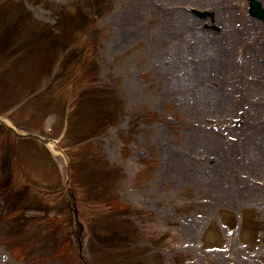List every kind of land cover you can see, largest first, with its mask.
<instances>
[{
  "label": "rangeland",
  "instance_id": "1",
  "mask_svg": "<svg viewBox=\"0 0 264 264\" xmlns=\"http://www.w3.org/2000/svg\"><path fill=\"white\" fill-rule=\"evenodd\" d=\"M224 1L235 7L232 30L241 34L244 23L254 21L247 0ZM179 5L214 11L196 0H0V16L5 15L0 24V112L23 132L41 128L50 112L43 133L60 139L68 120L64 142L76 155L79 151L85 166L76 171L74 184L82 219L92 225L95 240L82 234V241L94 264H234L232 254L241 259L236 264H264V190L257 183L264 182V168L258 165L264 164L258 158L261 138L246 150L227 148L252 135L258 109L264 113V69L252 64L246 75L259 88L255 96L241 91L235 79L243 50L232 49L230 56L239 68L222 60L218 52L229 47L230 35L211 17L198 19L196 25L216 39L206 38L211 62L225 66L208 72L216 92L203 94L198 86L179 92L177 79L188 68L175 62L174 54L186 42L169 36L184 10ZM205 24L213 26L207 30ZM259 27L252 38L245 37L251 48L264 39L261 20ZM28 32L37 49L28 45ZM190 39L186 62L197 64V39ZM89 78L107 84L91 89L90 98L74 93ZM148 111L153 117L145 116ZM84 138L89 145L77 149L75 142ZM59 141L58 156L46 150L21 153L24 148L15 151L16 139L0 126V167L9 166L0 168V182L10 174L16 177L10 194L25 189L32 195L30 204L50 205L49 217L69 200L62 191L69 159ZM23 183L28 185L22 188ZM0 211L15 216L12 203ZM42 215L25 209L10 226L0 221V264H37L51 255L53 241L24 248L15 234L4 239L21 227L25 238L40 237L39 227L50 225L38 218ZM228 230L234 233L231 244ZM53 253L43 264H83L75 242L66 245L63 256Z\"/></svg>",
  "mask_w": 264,
  "mask_h": 264
},
{
  "label": "bare ground",
  "instance_id": "2",
  "mask_svg": "<svg viewBox=\"0 0 264 264\" xmlns=\"http://www.w3.org/2000/svg\"><path fill=\"white\" fill-rule=\"evenodd\" d=\"M192 2L195 3V0H190ZM196 2H200V3H204L206 5V7H209V9L217 11V17H215L216 22L218 23V25H222V28H224L225 32L230 35V40L231 43L228 46L222 47L221 50L218 52V54H220V57H222L225 59V61L227 63H230L232 65H235L237 68H239V65L235 62H233L230 59L231 53H232V49H239L241 48L244 52V60H243V64L241 65V71H239V81H237V79H235V81L237 83L240 84V90L243 91L245 89L247 90H251L252 95H256L257 92L259 91V88L257 86V84L253 83L252 81H249V79L246 77V75L250 72V70L252 69V64H255L257 66H262L261 68L264 69L263 63L264 60L262 61V59L264 58V45H258L256 48L257 50L253 53L250 44L248 45L245 37H248V35L251 37L252 35V31H260V27L257 28V24L258 21L254 20L253 24L251 23H244L243 26V30L241 31V34H238L236 31L232 30V22L234 21V18L236 17V12L234 8H231L230 6L227 7V5H225V3H227L224 0H196ZM182 13L179 14L178 17V23L174 24L177 27V30L172 33L170 32L169 36H173L174 39L176 41H178L179 43L181 42H186L185 43V48H182L180 50V54H176L175 51V62H179L181 64L184 63V67L188 68V72L187 74L184 75L183 78L181 79H177L178 80V87L177 90L183 91L186 89H189V87H194V86H198V90H202L203 94H211L214 92H216V89L214 87V83H215V79L208 75V72L211 69H215L216 72H219L221 67H224V63L220 62L218 60L219 63H215V62H211L212 56H214L211 52H209V47L207 46V39H210L211 37H209L210 33L208 31H206V29L203 28H199L198 25V19H196V17L188 12L185 11H181ZM225 13L229 14V15H225ZM197 24V25H196ZM175 28V29H176ZM263 29V28H262ZM222 30V29H221ZM196 38L197 42L194 45V47H196L197 49V53L193 54L194 56H198L197 57V64H192V63H187L186 60L188 58L189 55V50L186 49V46L189 45L191 43V39ZM201 38H203V40L201 41ZM210 40H216L215 38H212ZM168 42V40H167ZM165 44V40L163 44H158L157 48L161 49L162 45ZM171 47V52H173L175 49L172 46ZM168 47V48H169ZM212 50H219L218 47L216 49H212ZM154 51L156 53H159L161 51H157L156 49H154ZM183 55V56H180ZM163 57V55H161ZM261 61L263 63H261ZM264 74V71H263ZM185 78H188V82H185ZM183 79V81H182ZM194 83V85H193ZM248 88H247V87ZM245 97H247V95H245ZM253 104V103H251ZM257 108V106L254 104L253 106V110H255ZM250 113L249 112V121H250ZM256 116V120L254 122V125L252 127V135L254 134L255 136L251 137L252 135L246 134L243 139H240L237 143H234L236 145H229L227 143V148L228 151L230 152H238V149H242L244 148V150H246L247 148H249L252 143H254L255 141L261 140V144L257 145L258 146V158H262L261 160L264 162V113H262L259 109ZM240 138V137H239ZM257 138H261L256 140ZM222 144L224 142H221ZM211 146H214L212 143ZM214 148V147H213ZM258 165L260 168H264V164H262V162H258ZM250 191H248L249 193Z\"/></svg>",
  "mask_w": 264,
  "mask_h": 264
}]
</instances>
